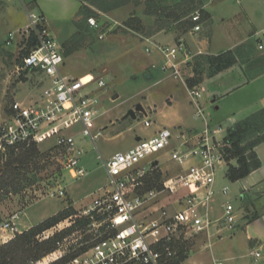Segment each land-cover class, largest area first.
Here are the masks:
<instances>
[{"label": "rangeland", "instance_id": "rangeland-1", "mask_svg": "<svg viewBox=\"0 0 264 264\" xmlns=\"http://www.w3.org/2000/svg\"><path fill=\"white\" fill-rule=\"evenodd\" d=\"M195 1L198 3V0ZM200 1L202 8L209 13V18L205 20L200 18L201 30L196 32L195 37L207 39L208 33L207 36L211 38L209 51L217 52L220 48L248 37L264 26V0ZM73 2L75 1L0 0V122L8 112L13 99L27 102L31 93L40 91V86L35 85L36 74L24 77L18 76L15 72L28 38L25 26L30 21L28 13L37 15L44 13L52 35L61 47L64 56L61 70L65 74L75 77L82 75L87 77V74H94L103 77L106 83L96 91L100 114L95 120L92 133L99 131L100 134L91 140L90 137L81 134L80 124L65 130L66 134L73 135L75 147L82 150L79 163L87 170V174L74 177L65 169L61 162L64 149L55 144L54 138H50L36 144L38 156L34 158L30 168L32 171L27 175V181L31 184H28L23 191L16 193V196L5 205V212L22 210L23 232L41 225L48 217L62 210L69 211L68 215L58 220L52 227L41 230L36 235L40 241L48 237H55L56 241L51 251L33 261H42L53 251L59 253L62 249L68 248L69 252L52 264L64 263L75 251V247L88 239L84 219L77 215L92 194L97 193L99 188L107 183L106 172L102 165L103 159L133 146L136 137L144 136L151 127L177 120L175 112L170 113L167 97L171 98L173 106L180 113V105L186 107L191 104L188 102L189 97L185 86L168 77L167 72L160 68L161 56L153 50L149 42L145 41V38H151V35L148 32L125 27L124 21L132 10L136 9V14L143 16L142 6L135 8L133 3H130L114 9L112 14L101 12L92 6L97 13V16H92L99 22L100 28L95 30L88 27L84 17H80L79 20L83 21L78 22H82L86 30L78 36L75 35L74 18L69 17V8L73 6ZM37 3H40L38 7ZM148 19L152 21V18ZM190 31L191 29L181 34L180 38L189 34ZM9 33H12L11 38ZM100 34L103 35L102 38H99ZM151 40L157 44L175 42L174 37L169 33L156 35ZM253 40L249 41L253 42ZM146 46L150 47V53L145 51ZM67 51L68 54H66ZM148 72L152 74V78L146 77ZM187 75L192 77L194 72L191 71L190 74L184 71V79L187 85H195L196 83H188ZM159 79L161 81H158ZM204 80L205 77L202 76L197 84L206 87L201 102L206 109L205 113L208 114L211 127L221 125L225 129L229 125V118L233 120L244 118L264 105L261 101V94L264 91L263 79L225 96L216 95L215 97L211 91L212 81H205L203 84ZM213 98L216 99L213 100ZM191 108L192 106H189L186 112V123L193 121L202 125L201 120L192 118ZM137 109L142 110L137 111ZM143 110L146 114L142 112ZM130 111H135V118L131 117ZM146 118L152 121L148 128L143 126ZM203 128L204 126H201L196 132L202 131ZM223 133L224 131L220 133V136ZM174 144L173 142L169 148ZM169 148L160 151L152 158V161H158V166L146 176L142 191L161 190L168 178L180 172V168L169 160ZM33 164L39 169L34 168ZM227 166L225 162L217 170L214 186L216 190L227 186L228 191L226 194L218 192L214 204L230 202L239 214L238 220H243L240 214L245 213L247 188L242 180L232 181L227 178L225 175ZM56 187H62L65 190L64 197L47 196V192ZM165 194L167 192L163 193ZM167 201H163L162 204ZM175 207V204L168 205L166 210L171 213ZM229 236L212 239L208 241L213 242L211 248H203L207 242L204 234L194 233L191 230L184 231L171 241L174 254L168 264L175 262L209 264L212 259L219 261L220 264H258L260 258L250 256V248L243 251L244 256H240L239 253L242 250L237 243L233 246V251L226 252L224 247L232 240Z\"/></svg>", "mask_w": 264, "mask_h": 264}, {"label": "built area", "instance_id": "built-area-1", "mask_svg": "<svg viewBox=\"0 0 264 264\" xmlns=\"http://www.w3.org/2000/svg\"><path fill=\"white\" fill-rule=\"evenodd\" d=\"M28 16L26 36L33 31L37 44L22 56L15 72L24 77L36 74L35 85L40 86V91L27 102L12 100L0 122V158L6 159L12 150L54 138L55 144L64 149L61 160L64 168L74 177H80L87 174L79 163L82 150L75 147L73 135L66 134L65 130L80 124L83 136L94 140L100 134L99 131L92 133L100 114L96 91L106 83L103 77L94 74L86 79L65 74L61 70L64 61L61 47L47 27L45 17L34 13ZM191 19L195 22L191 32L201 30L200 13L194 12ZM86 22L95 30L100 28L93 16L87 17ZM102 37L100 34L99 38ZM145 41L161 56L160 68L185 86L194 115L204 120V128L200 132L181 130L174 134L170 128L163 127L151 137L139 139L128 149L103 160L107 183L92 194L77 215L86 220L88 239L75 247L63 264H165L174 254L172 239L184 231L204 234L207 242L203 247L208 248V241L228 236L236 229L234 206L223 202L221 212L216 213L213 204L217 193L216 172L226 162L224 137L227 127L208 124L201 102L205 87L187 85L184 79L185 68L202 52L193 51L183 38L173 44H157L148 37ZM255 41L257 48L264 50V28L256 33ZM145 51L150 53V47L146 46ZM143 123L148 127L151 121L146 118ZM173 142L174 146L169 148ZM168 148L169 160L180 172L168 178L161 190L142 191L146 176L158 166V161L152 158ZM219 191L226 194L228 187L223 186ZM164 192L167 194L163 195ZM64 195L62 187L47 192L49 197ZM160 195L163 196L159 198ZM15 196L13 189L0 182V245L24 231L22 210L4 211L6 203ZM165 200L167 203L162 204ZM173 204L175 210L169 213L166 206ZM81 247L84 248L77 251ZM68 252L67 247L59 253L53 251L46 259L31 261V264H52ZM249 255L259 257L260 252L251 249ZM209 264L220 262L212 259Z\"/></svg>", "mask_w": 264, "mask_h": 264}, {"label": "trees", "instance_id": "trees-1", "mask_svg": "<svg viewBox=\"0 0 264 264\" xmlns=\"http://www.w3.org/2000/svg\"><path fill=\"white\" fill-rule=\"evenodd\" d=\"M81 1L82 5L77 16L84 17L85 21L89 16H97L92 6L104 13H110L114 9L130 3H133L135 8L142 6L143 16L152 18V23L150 25L145 24L143 18L138 16L136 9H134L124 21L125 27L136 31L148 32L149 35L159 31H171L175 34V41L180 38L181 34L192 29L195 22L192 21L191 16L194 12H199L202 20L209 18V13L202 8L200 0H198V3L195 0ZM79 18L74 19L76 26L75 35L78 36L86 30L82 22H78L83 21L79 20ZM199 21L201 22V19ZM87 26L90 27L88 24ZM36 44V34L31 31L22 50L21 58ZM68 53L67 51L66 54ZM235 64L242 68L246 80H251L264 72V50L257 49L256 44L247 41L219 54L200 53L190 63L194 76L189 78L188 82L197 84L202 79V76H214ZM224 140L227 144L224 148L228 165L226 176L232 181L243 179L260 164L255 147L264 141V107L241 120L229 124ZM37 156L38 149L36 144H31L26 148L12 150L4 160L0 158V182L13 189L16 193L23 191L28 184H31L27 181V175L31 173L32 170L30 168L34 158ZM231 160L236 163L231 164ZM34 168L39 169L36 165H34ZM68 214L69 211L62 210L48 217L41 225L31 227L29 230L17 234L8 243L0 245V264H30L31 261L37 260L45 253L51 251L56 238L48 237L40 241L36 238V235L41 230L52 227L58 220ZM83 222L86 224V220H83ZM171 246L173 245L171 244ZM83 248L81 247L77 251ZM165 264H168V262Z\"/></svg>", "mask_w": 264, "mask_h": 264}, {"label": "crops", "instance_id": "crops-1", "mask_svg": "<svg viewBox=\"0 0 264 264\" xmlns=\"http://www.w3.org/2000/svg\"><path fill=\"white\" fill-rule=\"evenodd\" d=\"M74 1L75 2H73V6H71V8H69V11H70L69 17H71L72 19L73 18L77 19L80 17V16H77V13L80 9V6L82 5V1L81 0H74ZM36 5L38 7L40 5V3H37ZM41 7H42V5H41ZM44 10L46 12V8H44ZM112 12H111V14H112ZM28 15H29V13H28ZM41 15H43L45 17L44 13H41ZM142 18H143V21L145 22V24L150 25L152 23V21L150 19H148L147 17L142 16ZM61 20H63V19H61ZM45 21H46L47 27L49 28V25L47 22L48 20L46 19V17H45ZM25 26H26V24H25ZM263 28H264V26L261 29H263ZM49 30H50V28H49ZM260 30H258V31L256 30L254 33H251L250 36H248V37L246 36V37H243L239 40H236L235 42H233V44H229L228 46H225L224 48H220V50H218L217 52L208 50V48L210 47L209 41L211 40V38H209L207 36L208 33L206 34V37L208 40L204 39V38H200V37L199 38L195 37L196 32H191V31L189 32V34L184 35L183 39L186 42V44L193 51L200 50L202 53L219 54V53L224 52L228 49H232L239 44L245 43V42L249 41L250 39H254L253 43L255 42L254 44H256L255 35ZM50 32H51V30H50ZM166 33H169L175 39V34L173 32L171 33V31H169V32L168 31L156 32L154 34H151V38L156 36V35L166 34ZM184 71H188L191 74V71L193 72L191 65L189 64V67L185 68ZM147 74H149V77H147V78H152L151 73L148 72ZM73 77H75V76H73ZM189 78H191V77H188V75H187L186 80L188 81ZM262 79L264 80V72L262 74H260L259 76L251 79V80H246L242 68L238 64H235V65L230 66L229 68H226L225 70L215 74L214 76L205 77L203 84L205 81H207V82L212 81L211 91H212V95L215 97L216 95L225 96V95L230 94L233 91H236L240 88H244L245 86H251L252 84H255L256 82H258L259 80H262ZM158 81H161V79H159ZM177 82H179V81H177ZM262 86H263V84H262ZM205 90H206V87H205ZM263 90H264V88H263ZM38 93L39 92H33L29 95L28 98L34 97ZM261 96H262V98L260 97L261 101L264 103V91L262 92ZM166 99L168 101L167 106L170 108V113H172L174 111L175 115L177 117V120L170 122V123H167V124H161V125H156V126L151 127L144 136H141V135L137 136L134 144L139 139L151 137L152 135H154L156 133V131H158L160 128H163V127L170 128L173 131V133L176 134L178 131H181V130H184V131L186 130L189 132H196L197 129H199V128H201V126L203 127L205 125V122L203 119L195 117L194 108H193L192 104H189L186 107H182L180 105V108H181L180 109L181 113H180L178 111V109L173 106V101L171 100V98L167 97ZM214 99H216V98H213V100ZM188 102L190 103V101H188ZM189 106H192V108H191L192 118L195 120H201L202 125H200L199 123L193 122V121H192V123H190V122L186 123V121H187L186 112L189 110ZM262 107H264V105L259 107L258 109H260ZM172 108H174V109H172ZM258 109H256L255 111H257ZM153 110L156 111V109H153ZM255 111H253V112H255ZM142 112H145V111H142ZM253 112H251V113H253ZM145 114H146V112H145ZM205 115H206V113H205ZM227 117H229V116H227ZM206 119H207L206 121L208 122L209 121L208 120V114L206 115ZM241 119H243V118H241ZM241 119L233 120V119L229 118L228 122H229V124H232V123H234L238 120H241ZM151 124H152V121H151ZM151 124H150V126H151ZM208 124H209V122H208ZM144 127L148 128L149 126L148 127L144 126ZM255 151H256L257 157L260 161L259 166L255 169L251 170L243 179H240L245 184V186L247 188V192H248L246 199H245L246 200L245 213L240 214V218H243V220L242 219L238 220L239 214L235 209V212L237 214V226H236V229L231 234H229L233 241L231 240V243H227V245L224 247V249L226 250V252H231V251H233L232 250L233 246L237 243L241 246V250H242L241 253H239L240 256L245 255L243 253V251L246 249H249V248H250V250L256 249L260 252V256H259L260 259H259L258 264H264V141H262L261 143H259L255 147ZM103 160H105V159H103ZM235 163H236L235 161L231 160V164H235ZM225 175H226V172H225ZM216 189L217 188L215 186V190ZM218 190H216L217 193L220 192ZM215 197H216V195H215ZM214 203H215V200H214ZM222 203L223 202H221L219 205L214 204L216 213L221 212ZM213 239H216V238H213ZM212 243L210 242V246L208 248H211ZM227 257H231V256H227Z\"/></svg>", "mask_w": 264, "mask_h": 264}, {"label": "water", "instance_id": "water-1", "mask_svg": "<svg viewBox=\"0 0 264 264\" xmlns=\"http://www.w3.org/2000/svg\"><path fill=\"white\" fill-rule=\"evenodd\" d=\"M146 77H149V74H146ZM139 110H142V109H137V111H139ZM144 111V110H143ZM130 114H131V117H134L135 118V111H130L129 112ZM128 115V114H127ZM126 115V116H127ZM229 123V122H228Z\"/></svg>", "mask_w": 264, "mask_h": 264}, {"label": "bare ground", "instance_id": "bare-ground-1", "mask_svg": "<svg viewBox=\"0 0 264 264\" xmlns=\"http://www.w3.org/2000/svg\"><path fill=\"white\" fill-rule=\"evenodd\" d=\"M86 76H90V74H87ZM83 79H86L87 77H85L84 75H82Z\"/></svg>", "mask_w": 264, "mask_h": 264}]
</instances>
